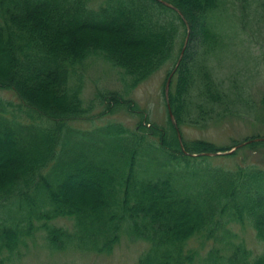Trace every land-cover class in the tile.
Instances as JSON below:
<instances>
[{"label":"trees","instance_id":"obj_1","mask_svg":"<svg viewBox=\"0 0 264 264\" xmlns=\"http://www.w3.org/2000/svg\"><path fill=\"white\" fill-rule=\"evenodd\" d=\"M227 4L0 0V91L15 96L0 97V264L39 231L54 250H109L121 234L144 240L134 264H264V160L228 159L237 149H264V131L227 153L182 139L177 128L247 103L236 77L226 82L210 64L224 41L228 58L240 57L233 53L244 18L235 21ZM88 59L115 70L122 89H98L85 103ZM169 62L165 128L126 95ZM95 103L101 114L134 113L135 126L111 117L73 125L90 120ZM259 111L264 129V93ZM59 217L71 227L56 225ZM244 223L261 247L255 254L234 239ZM197 237L202 248L191 245Z\"/></svg>","mask_w":264,"mask_h":264},{"label":"rangeland","instance_id":"obj_2","mask_svg":"<svg viewBox=\"0 0 264 264\" xmlns=\"http://www.w3.org/2000/svg\"><path fill=\"white\" fill-rule=\"evenodd\" d=\"M227 5H229L231 15L235 21H242L244 18V26H240L241 29H236L238 37H235V40L238 39L237 42L240 44L233 53V55L237 53L240 57L228 58L231 55V46H229L228 41H224V48L218 52V56H221L215 58L216 61L215 59L210 60V64L214 66L216 74L226 82L230 76L236 77L235 81L243 95L242 99L247 100V103L243 100L238 101L234 103V108L237 111L224 113L220 117L207 119L199 124H181L177 128L182 139H204L213 144L214 148H226L224 151L230 153L228 151L233 147L230 149L229 146H236L235 143L240 142L245 137L255 133L260 134L264 131L259 119L261 114L259 111L260 98L264 93V0H228ZM217 31L221 33L220 29ZM169 69L170 62L151 74L126 95L127 98L134 100L146 112L151 122L165 128H167V110L163 85L167 79L166 74ZM83 73L82 98L85 103H89L94 99L95 91L98 89L101 91L103 89H122V82L118 78L117 72L101 60L88 59ZM0 97L6 100L15 98L9 91H0ZM100 110L101 106L95 105L90 120L73 122V125L87 127L94 123H102L106 121L107 117H111L129 128L134 127L137 122L138 117L134 113L125 112L122 109L115 111L112 115L101 114ZM227 153H223V155L217 153V155L212 156H224ZM4 156L0 154V161ZM228 156H230L228 159L232 162L235 159H238V161L244 159L246 162L251 160L260 161L264 160L262 159L264 149L253 152L248 148H241L237 149L233 155ZM228 159L224 163H228ZM217 160L220 161V159ZM54 223L67 228L71 227V220L64 217L55 219ZM233 229L238 236L234 239L242 238L252 254L261 250L250 224L235 225ZM200 239L199 237L192 239L191 245L202 248L198 244ZM208 245L210 243L206 242L204 246ZM147 247L146 241L141 239L131 241L127 236L121 234L119 241L109 250L101 251L92 248L81 250L73 246L62 250H54L47 246L43 233L39 231L27 241V246L20 245L19 250H17L19 253L17 258L12 259L10 257L11 260L7 261L5 259L3 264H134Z\"/></svg>","mask_w":264,"mask_h":264},{"label":"water","instance_id":"obj_3","mask_svg":"<svg viewBox=\"0 0 264 264\" xmlns=\"http://www.w3.org/2000/svg\"><path fill=\"white\" fill-rule=\"evenodd\" d=\"M187 37L188 36H186V38H185V40H184V46H183V48H182V50H181V53H180V57L182 56V54H183V51H184V47H185V45H186V42H187ZM180 57L178 58V61L180 60ZM174 71V70H173ZM173 71L168 75V77H167V79H166V81H165V85H164V94H165V97L167 98L168 97V89H169V83H170V79H171V77H172V74H173ZM167 108H168V112H169V116H170V118H171V120H173V116H172V113H171V111H170V107H169V104L167 103ZM173 122H174V120H173ZM175 123V122H174ZM260 139H263L264 140V137H262V138H257V140H260ZM245 142H243V143H241V144H239V145H242V144H244ZM238 146H234L231 150H229L228 152H232L234 149H236ZM210 154H212V153H210ZM217 154V153H216Z\"/></svg>","mask_w":264,"mask_h":264}]
</instances>
